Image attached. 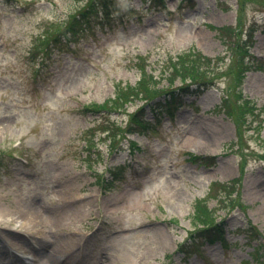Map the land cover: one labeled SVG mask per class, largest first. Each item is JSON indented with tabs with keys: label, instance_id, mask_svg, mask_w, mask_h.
Segmentation results:
<instances>
[{
	"label": "rangeland",
	"instance_id": "374dc122",
	"mask_svg": "<svg viewBox=\"0 0 264 264\" xmlns=\"http://www.w3.org/2000/svg\"><path fill=\"white\" fill-rule=\"evenodd\" d=\"M90 1L0 0V218L20 217L18 197L21 208L35 203L45 215L38 238L65 258L91 252L85 264H264V0H106L107 15L99 7L91 21H71ZM65 27L46 57L32 55ZM190 53L214 87L185 96L173 117L145 107L146 135L117 129L145 102L138 97L126 113L84 110L136 84L143 67L169 89L166 59ZM114 134L128 138L115 151ZM86 144L95 146L89 158ZM198 199L207 217L193 214ZM248 218L263 245L244 235ZM203 221L224 223L229 247L207 244L184 262L177 247ZM52 248L0 245L23 256L10 264H61L46 258Z\"/></svg>",
	"mask_w": 264,
	"mask_h": 264
},
{
	"label": "trees",
	"instance_id": "16d2710c",
	"mask_svg": "<svg viewBox=\"0 0 264 264\" xmlns=\"http://www.w3.org/2000/svg\"><path fill=\"white\" fill-rule=\"evenodd\" d=\"M95 0H91L89 2V5L88 7L89 8H86L80 12H77L75 14L73 19L71 21H74L76 23L79 22V19L80 21L82 20V18L85 16V14H90L93 12V7H96V3L99 2V1H104V0H96L95 3H94ZM241 1H244V0H241ZM104 3V2H103ZM264 7V5H263ZM69 29H72V27H68L67 30ZM56 36H53L51 39H54V40H57ZM48 42H50V40H48ZM47 42V47H43L42 48H36L35 49V53L36 54H40V53H43L44 55H48L51 48L48 47L49 46V43ZM190 55L193 57H190ZM190 55H188L187 58H185L184 56H179L176 60H172L170 58V61L167 65L168 67V73L169 75H171V82L174 81V79L177 77H180L182 78L183 80V83L186 84V81L187 79L189 78L191 80V83H197L196 85L199 86V93L202 91L201 88L204 87L206 84H207V80H205V76H203L201 74V69H202V66L204 65L202 63V60H201V56H195V55H192L190 53ZM209 65H211V62L209 63ZM153 82V83H152ZM158 82L156 80H150L147 78L146 75H143L142 79L138 82V84L134 87H127L126 90L128 91H122L120 90L119 93H118V96H117V100H128V98L130 96H133V97H143L144 99L146 100H149V96H151L153 93L154 95L156 94H160V95H166V96H170L171 97V102L170 104H175L176 102H179L180 101V95L182 92H184L185 90H188L189 88V84L186 86V87H178L177 89H180L181 91H177V89H164V88H157V86L155 84H157ZM153 84V86L151 85ZM185 89V90H184ZM107 107V104L105 105H99V109L101 108H105ZM142 111L141 112H138V113H133L131 116H130V124L128 125L127 128H124V129H121V128H117L118 131L120 132V135L123 136L124 132H134V131H137L138 129H140L142 126L145 125V122H144V118H143V115H142ZM117 142H118V138H117V134H114V137H113V142L111 144L112 148L115 147V145H117ZM203 214L206 215L207 217V209L205 207L203 208H200L199 209V215L201 216ZM201 219V217H200ZM203 223L205 224L206 222L203 221ZM198 234L200 235H204L206 236L207 238L209 239H213L217 236H220L221 235V229H219L218 225L216 224H213V223H208L206 225V227L202 228V229H198L197 231ZM194 237V236H192ZM196 239V237L194 238ZM181 250H183L184 248V245H181Z\"/></svg>",
	"mask_w": 264,
	"mask_h": 264
},
{
	"label": "bare ground",
	"instance_id": "6f19581e",
	"mask_svg": "<svg viewBox=\"0 0 264 264\" xmlns=\"http://www.w3.org/2000/svg\"><path fill=\"white\" fill-rule=\"evenodd\" d=\"M14 194L16 195V197H18L19 195L16 194L14 192ZM19 199V197L17 199H15L14 201L16 202ZM19 202V200L17 201V203ZM16 203V204H17ZM21 204H19V207L17 209L18 212V217L17 219L12 217V216H8L6 215L5 212L2 211V215L0 218V226L6 223H9L12 220H15L16 223H18V226L16 227V229H13L11 226V228H6V227H0V245L1 244H12L13 242H21L22 241H26L30 248H32L36 253L40 254L43 253V247L44 246H49L52 245V250L55 251V254H53V251L49 254H47L46 258H50L51 260H58V262H60L61 264L65 261H68V259H66L65 257H63V255L59 252V248L56 246L55 243H53L51 240H48V243L46 242L45 238L43 235H41L39 238L38 236L41 234V228L38 229V226L42 223L43 218H44V214L41 208H39L35 203H29L26 206H24L23 208H21ZM47 216L46 218L49 220L50 223H52L53 225V221H52V214L51 212H47L46 213ZM21 219V220H18ZM8 229V230H7ZM44 229V228H43ZM26 230H29L27 235H22V232H25ZM38 234V236H37ZM42 237V238H41ZM15 238H17L15 240ZM36 244L38 245V247L36 246ZM71 250L68 253L70 254L71 252L75 251ZM54 255V258H53ZM80 255V254H79ZM78 255V256H79Z\"/></svg>",
	"mask_w": 264,
	"mask_h": 264
}]
</instances>
